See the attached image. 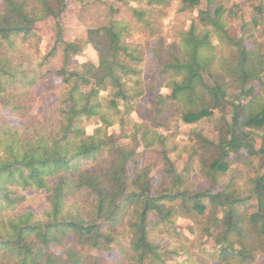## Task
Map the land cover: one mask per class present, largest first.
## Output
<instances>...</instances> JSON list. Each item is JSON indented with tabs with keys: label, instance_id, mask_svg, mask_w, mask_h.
<instances>
[{
	"label": "trees",
	"instance_id": "trees-1",
	"mask_svg": "<svg viewBox=\"0 0 264 264\" xmlns=\"http://www.w3.org/2000/svg\"><path fill=\"white\" fill-rule=\"evenodd\" d=\"M243 1L257 14L252 25L243 19L242 35L235 38L226 16L238 13L240 0L232 5L231 0H205L203 8V0H181L180 12L197 13L174 43L164 48L159 40L155 51L170 93L156 95L153 124L148 126L129 117L150 87L143 86L142 54L131 38L161 35L173 0H118L131 5L132 21L110 18L104 26L89 28L86 38L72 41L65 40L60 26L68 0H0V104L24 120L18 127L0 116V264H115L85 248L109 252L117 244L122 254L132 253L136 264H177L167 257L181 253L189 254L181 264H193L187 245L174 246L169 238L163 249L153 238L160 225L169 233L171 227L182 233L175 225L179 218L192 221L191 234L200 227L211 238V248L199 251L205 254L200 264H257L264 253V105L234 102L254 95L252 86L246 88L248 81L263 82L264 42L250 50L245 39L257 43L254 31L264 30V18L258 16L264 9L258 0ZM47 20L58 31L54 48L43 54L37 26ZM215 41L232 50L225 54L234 77L229 83L216 78L210 67ZM89 45L98 60L71 70L68 61ZM58 46L65 64L54 69L48 62ZM53 72L63 86L41 119L33 113L38 97L33 91ZM236 86L240 90L229 100L227 88ZM226 101L234 103L232 120L220 118L215 139L192 129V152L188 150L180 171L177 144L155 130L157 125L169 127L161 116L175 108L178 122L199 124L213 120ZM95 118L100 125L89 134L85 123ZM117 123L119 133L110 131ZM143 143L155 153L151 158L163 163L158 183L152 170L159 159L152 161L144 148L138 149ZM256 158L261 159L255 163L258 176L242 186L234 176L222 184L234 163L250 167ZM132 162L133 177L128 172ZM192 172L198 174L194 179ZM206 180L209 188L193 191L198 181ZM218 186L222 190L214 192ZM34 187L47 193L50 208L42 214L19 211L26 199L19 189ZM54 246L63 253L54 252Z\"/></svg>",
	"mask_w": 264,
	"mask_h": 264
},
{
	"label": "rangeland",
	"instance_id": "rangeland-1",
	"mask_svg": "<svg viewBox=\"0 0 264 264\" xmlns=\"http://www.w3.org/2000/svg\"><path fill=\"white\" fill-rule=\"evenodd\" d=\"M239 0H231V5L233 3L237 4ZM68 8L65 10L63 18H61L60 26L63 31V35L66 41H72L78 37H87V31L89 28H96L104 26L108 23L110 18H124L126 20L132 21L133 19V11L131 9V5L118 2V0H68ZM257 5L262 4L264 9V0H258L255 2ZM130 4L134 5V3L130 2ZM181 0H173V6L170 8L169 16L164 18L163 20V31L161 35H155L153 37H146L144 35H136L131 38V42L135 45L139 46L138 49L142 54V66L143 72L141 74V79L143 81V86H150L146 88V94L142 98H140L139 102L135 106V110L130 114V119L133 121H143L144 125H152L154 119V110H155V97L157 94H168L170 93V89L165 86V80L161 76L162 66L158 59L157 46L159 44V40L164 42V48L166 45L174 43L179 33L187 31L191 26L194 15L197 13L193 12H180ZM206 2L203 0V4L201 7H205ZM240 8L236 9L238 11L237 14L232 15V17L226 16V20L228 22L227 29H230L229 33L232 37L238 38L242 35V31L240 29L241 23L244 20L249 22V25H252L251 20L254 15L257 14L254 10L253 5L247 3L243 0H240L239 5ZM111 7L116 9L117 11L112 12ZM259 17L264 18V10L258 14ZM264 26V23L262 25ZM37 31L42 36L43 44H42V52L43 54H48L52 51L56 44V36L58 29L55 26V22L52 20H47L44 22H40L37 26ZM199 33V30L197 31ZM264 30H255L254 33L257 36V43L253 44V40H246V45L248 49L252 50L254 46H258V42H264ZM244 33V32H243ZM213 53H209L211 56L210 67L215 68L213 71L222 82H231L234 77L231 75V71L227 64V57L232 54V50H230V46L228 43L223 42L218 44L217 41L214 43ZM264 52V51H263ZM98 53L92 45H89L87 50L83 53L73 56L70 61H68V67L72 69H79L80 64L88 61H97ZM50 67L54 69H60L65 64L64 55H63V47L58 46L55 51V56L50 58L49 62ZM205 67V65H203ZM43 68V65L40 66ZM63 83L62 78L58 77L53 73H50L44 76L38 85V87L33 91V94L38 96L34 102L33 113L41 119L45 117V111L47 108L53 106L56 101L60 97L61 89ZM155 91H152L151 88ZM254 88V95L248 98H244L239 101L235 99V94L240 90L236 87H228L227 88V98L229 100H234V103H242L244 105H251L252 107L258 108L259 106L264 105V78L263 82L258 81L256 79L248 81L246 83V88L250 87ZM51 89V93L47 94V91ZM102 95H105L106 92H102ZM255 98V99H252ZM252 101L250 102V100ZM234 103L231 101H226L223 104V107L217 109L215 111V115L213 120H203L199 124L193 125H185L178 122L177 110L174 108L172 111L167 110L165 114L161 117L165 122H167V126L162 125L155 126V130H157L165 136L168 137V143L177 144V153L175 156H180L179 161L177 162V167L180 171L184 169L186 163L188 161V150L189 155L192 152L190 149L193 145V142L190 141L192 138H195V134L191 133L192 129H198L204 133L207 137L211 139H215L218 134V129L220 127V118L222 116L226 117L228 121L232 120L234 113ZM4 115L7 117L8 121L16 125L18 127L22 126L24 122L23 119L19 118L15 113H13L10 109L3 107L0 104V116ZM87 132L92 134L97 126L100 125V121L95 118L92 120H88L85 123ZM110 131L119 133L120 125L119 123L115 124L110 128ZM131 139L124 138L123 142H129ZM257 146H260L259 143ZM145 149L146 156L151 158L155 156V153H149L146 151L147 146L143 143V145H139L138 149ZM159 156V155H158ZM152 161L158 160L159 163L157 166L153 167L152 175L155 178V182H160V170L163 167V163L160 158L155 159L151 158ZM252 165L250 167L243 166V164H239V162L234 163L233 166L229 169V171L223 175L225 177L221 178L222 184H226L229 180L234 176L236 179V183L240 186L244 185L246 180L250 178V176L255 177L261 173V170L256 169V164L258 161H261L260 158H256L255 160L251 159ZM87 166H92L93 164L87 163ZM247 167V168H246ZM133 168L134 163H130L128 167L129 176L133 177ZM74 177L75 174H72ZM191 176L193 179L198 176L197 173L192 172ZM210 187V181H198L194 186L193 191L201 192L204 189ZM221 187L214 188V192L221 191ZM19 191L26 195L25 201L20 206L19 211L22 210H32L38 214H42L46 209L50 208L49 204V196L42 190H39L37 187L28 188L27 190ZM153 218H155L152 215ZM192 221L187 218H179L175 225L177 227L178 232H182L177 234L176 229L171 227L170 233L167 231L164 225H160L153 229V238L157 243L161 244L163 249L167 248L170 241L169 238L173 240L174 246L187 245L189 247V252L193 260V264H200L199 260L205 255L204 253H200L199 251L204 252L203 250L210 249L212 246L211 238L203 235L201 228H196V232L191 234L189 232V227L191 226ZM160 234H163L164 238L160 237ZM120 245H114L113 249L109 252L98 251L92 248H85V252L92 254H99L107 258V260L114 262L115 264H136L134 260H132V253L125 252L121 253ZM54 252L58 254L63 253V249L61 247H53ZM197 254V255H196ZM202 254V255H200ZM189 254L181 253L180 255L167 257L169 262L173 260L176 261L177 264H181L180 262L188 258ZM183 264H190L189 262H184ZM215 264V263H209ZM257 264H264V253H261L257 258Z\"/></svg>",
	"mask_w": 264,
	"mask_h": 264
}]
</instances>
